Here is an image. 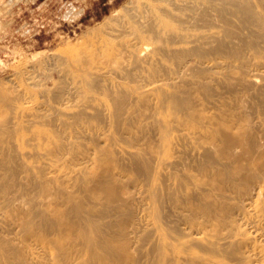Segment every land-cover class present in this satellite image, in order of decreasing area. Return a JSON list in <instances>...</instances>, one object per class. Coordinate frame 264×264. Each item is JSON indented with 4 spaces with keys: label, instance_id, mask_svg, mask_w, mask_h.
<instances>
[{
    "label": "bare ground",
    "instance_id": "obj_1",
    "mask_svg": "<svg viewBox=\"0 0 264 264\" xmlns=\"http://www.w3.org/2000/svg\"><path fill=\"white\" fill-rule=\"evenodd\" d=\"M159 1L126 16L130 40L63 60L99 105L69 111L61 83L32 112L59 132L106 115L101 140L73 136V164L59 138L4 147L26 125L0 120V264H264V0Z\"/></svg>",
    "mask_w": 264,
    "mask_h": 264
},
{
    "label": "rangeland",
    "instance_id": "obj_2",
    "mask_svg": "<svg viewBox=\"0 0 264 264\" xmlns=\"http://www.w3.org/2000/svg\"><path fill=\"white\" fill-rule=\"evenodd\" d=\"M153 1L154 2L152 3V0L151 1L150 0H0V91L7 90L9 92L8 93L9 95L7 96V98L3 97V99H0V102H1L0 103V112H1L0 120L9 119L10 117H12L11 114L13 115L17 114L18 116H20L19 121L20 122L22 121L21 123H23L24 126L26 125L25 130H22V131L18 130V132L15 133L14 135H10L11 136L10 141H7V143L2 142V145L4 147L9 146L10 149L13 148L18 153H21V154L29 153V150H30V153L36 152L37 154L45 155L47 153L46 151L48 150L49 145H40L35 148L33 144L34 142H36V139L41 140V139L46 138L47 141H50V143L56 142L59 139H62L65 142V145H67V148H66L67 153H64L67 158V160L65 158V161L73 164L74 162L73 157H75V155L77 156L79 149H80V147L77 146V144L75 145V143H73V146L72 144H70L72 143L73 138L75 139V137H77L80 141L82 140V142L88 143L90 141L89 139L90 136L94 137V134L96 133L97 128L100 131L99 132L97 130V138L99 139L101 137L100 140L104 138L103 132L107 131L108 129L106 127L107 126L106 125L107 123L106 115H105V118L103 117L104 120L103 118H101L98 120V123H95V124H98L96 125V127L95 126L90 127V125L87 122L88 119L84 120L85 122L82 119L78 121L79 122L78 124H73V126L71 125L70 127L65 128L64 130L59 132L60 129H58V131L56 130L57 125H55L54 127L53 124H48L46 122L40 121L38 118H36V115L34 113L49 114V112L51 111L49 110L51 108V105L52 104L55 105L56 103L54 101H50V98L48 97L54 92H56L57 91L56 89H59L58 87L61 83H64V85H66L65 89L72 92L70 93L67 91L66 97L62 96L63 98L62 97L60 98L65 104L66 103L68 104L70 101L72 102V103L70 102V104L66 107V109L69 108L68 109L69 111L73 109L76 110L81 105V101L85 98V95H87V98L91 99V101H89L91 102V104L94 105L96 103L95 106L99 105L100 104L99 102H102V100H100L101 97L97 96L98 97L97 98L95 97L96 94H94L95 95L94 96L93 93H92L93 97H89L90 96L88 95L89 92L88 91L85 92L86 89L84 88V81L80 80L81 74L79 73L80 72L79 68L82 66L81 65H70L69 63L63 64L64 63L63 60H65V57L66 58L70 56L76 57V55L79 56L83 54L87 55V53H89L88 51L90 52L93 51V47L97 43L99 45L101 44L102 46L104 44H108L107 46H110V43H113L114 40H118V38L119 40L117 42L119 41L122 42L123 40L127 41V39L130 40L131 38L130 36H128V32L124 31L125 34L123 35V30H125V28L128 26L127 24L128 18L132 15L138 16L141 18V16L143 15H150V13L153 14V11L151 8L154 5H156V3L161 4V1L159 2H157V0H153ZM173 1L175 3H177L176 1H178L179 4L183 5V4H187L185 2L186 1L188 2L189 0H186V1L185 0H173ZM150 3L154 5L150 6L151 5ZM133 4H135L136 7L133 6ZM147 7H149L148 10H147ZM132 8L134 11L136 10V12L132 10L130 13L129 11ZM142 8L146 10L145 14ZM126 9L128 12L126 11ZM124 15H125V18H124ZM111 18H114V19H111ZM118 19L120 22L118 21ZM111 20H113L114 22ZM114 26H117L118 29L115 28ZM108 29L110 30V32L108 31ZM119 29L120 31L122 30L121 36H120L121 32L119 31ZM105 31H107L108 33H105ZM115 34L120 37L117 38ZM125 35L127 39L122 38ZM106 36L107 37L109 36V37L107 38ZM103 38L105 42H103ZM109 40H112V41L110 42ZM97 41H100V42H97ZM85 45L87 46L85 47ZM87 47L88 48L91 47V48L88 49ZM70 50L71 51L74 50V51L71 52ZM67 52H70V53H67ZM90 61L91 63L95 62L96 64L98 61V58L95 57L94 55H88L87 62L90 63ZM65 66L67 67V69ZM167 66H170V65H167ZM54 68L57 69V71H54L55 70ZM61 68H62V71H61ZM68 69L71 70L70 73ZM260 71H262V69H260ZM133 73L136 74L135 75L136 77H138L140 74L138 70H136V72H133ZM171 74L172 72H170V76L172 77L173 75L172 78H174L175 74H172V75ZM60 76L63 80L60 78ZM72 78L74 80L76 79V82ZM115 79H118V78H115ZM262 81L263 80H261V78L260 79L258 78V82H257L258 86L262 84ZM73 82L75 84L72 85ZM126 82H124L123 85L128 87L127 84L129 85L130 83L127 82L126 84ZM76 87L78 88V91L76 90L77 89ZM77 92H80V93L82 92V93L80 95V93H77ZM136 93L137 92L132 93V94L137 95ZM9 96L11 97V99L19 98L20 102L18 103L10 102L11 99ZM70 96L72 99L70 98ZM76 98H78L77 99L78 101L75 100ZM94 98H96V100H94ZM47 99L49 102H47ZM97 100H100V101H97ZM8 102L10 103V105L12 104L13 105L10 106ZM71 104H74V105H71ZM41 106H42V109L40 110ZM44 108H47L48 110ZM20 109H21V112H20ZM12 120H15V118ZM59 121H60L59 124H61V120ZM102 123L104 124V126L102 125ZM98 126L99 127L101 126L100 129ZM54 130L56 132H53ZM89 131H90V134H89ZM46 133H48L47 134L48 136L46 135ZM44 134L47 137H44ZM59 134H62L63 137L62 135H59ZM84 134H86V136ZM15 135L17 137H15ZM35 135L36 136L38 135V136L36 137ZM82 135L85 137L83 138ZM4 136L6 135L4 134ZM30 137H33L32 139L34 140H30L29 145L23 146L24 139L26 140ZM14 140H17L18 143L16 144L17 141L15 142ZM11 141L12 142L14 141V143L12 144ZM19 144H21L22 147ZM119 144L120 143H116L115 145L117 149L121 148L120 146L121 144L120 145ZM17 145H18V148H17ZM54 160H55L54 158L50 159V158L44 157L42 161L45 163L46 166L48 165L47 167L50 166L51 168H55L56 166L58 167L61 162L57 160L54 161ZM49 162H50V165H49ZM27 163L28 165H32L31 160L28 161Z\"/></svg>",
    "mask_w": 264,
    "mask_h": 264
}]
</instances>
